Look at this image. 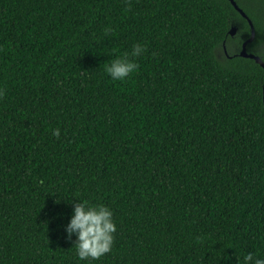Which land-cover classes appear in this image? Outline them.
<instances>
[{"label":"trees","instance_id":"16d2710c","mask_svg":"<svg viewBox=\"0 0 264 264\" xmlns=\"http://www.w3.org/2000/svg\"><path fill=\"white\" fill-rule=\"evenodd\" d=\"M236 2L264 62V0ZM250 33L230 0H0V264L264 257V65L240 54ZM134 43L138 67L112 80L104 65ZM74 199L112 210L111 250L95 260L66 238Z\"/></svg>","mask_w":264,"mask_h":264},{"label":"clouds","instance_id":"9594fccd","mask_svg":"<svg viewBox=\"0 0 264 264\" xmlns=\"http://www.w3.org/2000/svg\"><path fill=\"white\" fill-rule=\"evenodd\" d=\"M143 50L140 43H134L130 51L105 64L104 71L112 80H124L138 67L134 58L140 56ZM52 134L58 136L59 130L53 129ZM115 230L110 207L103 203L93 204L88 200H72L71 214L64 225V231L68 239L75 236L73 244L79 260H95L109 252ZM237 264H264V257L247 252L237 259Z\"/></svg>","mask_w":264,"mask_h":264},{"label":"water","instance_id":"95a60500","mask_svg":"<svg viewBox=\"0 0 264 264\" xmlns=\"http://www.w3.org/2000/svg\"><path fill=\"white\" fill-rule=\"evenodd\" d=\"M232 2V4L240 11V13L245 16L247 19H248V22L250 24V27H251V33H250V36L243 42L242 44V49L240 51V54L243 55V56H247V57H252L254 58L256 61L260 62L262 65H264V62L262 61V59L254 54V53H251V52H248L247 51V43L248 42H251L254 37H255V27H254V24L252 22V20L250 19V17L246 14V12L237 4L236 0H230ZM230 33L231 34H234L235 33V26H233L231 29H230ZM263 103H264V88H263Z\"/></svg>","mask_w":264,"mask_h":264}]
</instances>
